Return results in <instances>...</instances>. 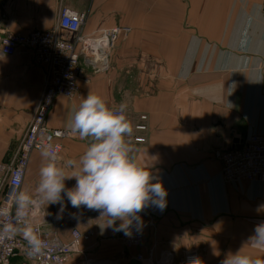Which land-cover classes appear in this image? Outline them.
Returning a JSON list of instances; mask_svg holds the SVG:
<instances>
[{
    "label": "crops",
    "instance_id": "1",
    "mask_svg": "<svg viewBox=\"0 0 264 264\" xmlns=\"http://www.w3.org/2000/svg\"><path fill=\"white\" fill-rule=\"evenodd\" d=\"M62 6L86 13L81 33L96 39L104 30L122 28L107 67H87L75 98L56 97L47 116L51 127L70 129V121L88 93L112 105L127 104L137 119L149 116L147 142H130L131 155L148 165L166 190V206L149 205L139 215L145 229L140 247L125 249L115 225L84 206L73 208L64 192V209L38 191L43 152L30 157L23 192L38 196L45 213L44 229L68 240L74 228L94 229L67 264L91 258L110 261L126 250L124 264L142 252L154 259L172 251L180 259L197 250L200 264H222L240 251L264 261V240L256 232L264 224V182H227L213 151L240 146L264 131V0H0V32L59 28ZM44 69L21 47L0 59V164L15 153L37 108ZM71 130V129H70ZM235 138L240 140L234 143ZM63 141L60 164L74 170L90 138L77 134ZM75 178L66 179V189ZM22 260L15 261L21 264Z\"/></svg>",
    "mask_w": 264,
    "mask_h": 264
},
{
    "label": "built area",
    "instance_id": "2",
    "mask_svg": "<svg viewBox=\"0 0 264 264\" xmlns=\"http://www.w3.org/2000/svg\"><path fill=\"white\" fill-rule=\"evenodd\" d=\"M85 20V12L62 6L59 28L72 33L71 39L62 37L55 28L5 35L0 32V59L15 55L23 47L44 69L43 90L27 130L11 159L0 164V264H15L19 259L21 264H67L80 251L82 241L94 236L93 228H74L68 240L50 236L44 229L46 216L39 197L23 192L31 155L44 153L50 147L60 156L64 148L62 140L73 135L70 129L51 127L47 123L56 97L78 96L86 68L98 71L107 67L110 53L121 34L122 28L113 27L104 30L100 37L89 39L80 31ZM126 114L132 124V133L127 139L138 144L147 142L148 114L141 113L136 120L128 110ZM213 156L220 161L221 175L227 182H264V131H254L240 146L217 148ZM149 205L139 215H147ZM92 211L101 215L99 210ZM121 238L126 247L142 246L145 239L143 225H138L134 219L131 235L123 232ZM134 257L142 264H189L190 260H200L197 250L187 251L179 260L172 251L161 252L156 260L154 249L148 256L138 252Z\"/></svg>",
    "mask_w": 264,
    "mask_h": 264
},
{
    "label": "clouds",
    "instance_id": "3",
    "mask_svg": "<svg viewBox=\"0 0 264 264\" xmlns=\"http://www.w3.org/2000/svg\"><path fill=\"white\" fill-rule=\"evenodd\" d=\"M127 104H109L99 94L88 93L75 110L70 129L81 139L90 138L87 149L77 161L70 162L73 171L66 174L60 164L57 150L48 148L44 152L45 164L40 170L38 191L49 203H59L64 209L62 192L73 208L84 206L99 210L106 218V225L131 235L135 219L143 224L139 213L149 203L160 210L166 206L167 195L163 185L150 172L148 165L141 164L131 155L132 148L127 139L132 133L131 121L127 118ZM75 178L76 184L66 189L65 180ZM257 235L264 240V224L258 225ZM199 259L190 260L196 264ZM222 264H264L253 260L240 251L229 252Z\"/></svg>",
    "mask_w": 264,
    "mask_h": 264
},
{
    "label": "rangeland",
    "instance_id": "4",
    "mask_svg": "<svg viewBox=\"0 0 264 264\" xmlns=\"http://www.w3.org/2000/svg\"><path fill=\"white\" fill-rule=\"evenodd\" d=\"M117 44V43H116ZM116 46V45H115ZM115 48V47H114ZM113 48V49H114ZM112 49V50H113ZM42 90H43V88H42ZM42 93V92H41ZM144 228V227H143ZM144 231H145V229H144ZM123 234V233H122ZM121 237H122V235H121ZM122 239V238H121ZM144 241H145V239H144ZM123 242V241H122ZM144 243V242H143ZM143 245V244H142ZM127 248H130V247H126L125 246V249H127ZM190 251V250H189ZM185 255V254H184ZM127 256V253H126V250H124L123 252L122 251H120L118 254H116V255H114V258H116V259H112V260H110V261H103V260H99V259H95V258H91L92 260H90L91 262H88V260H82V259H79V260H76V264H101V263H104V264H116V262L118 263V264H124V259H125V257ZM133 258V257H132ZM176 258V257H175ZM183 258V257H182ZM131 259V258H130ZM181 259V258H180ZM176 260H179V259H177L176 258ZM129 262H130V260H129Z\"/></svg>",
    "mask_w": 264,
    "mask_h": 264
},
{
    "label": "water",
    "instance_id": "5",
    "mask_svg": "<svg viewBox=\"0 0 264 264\" xmlns=\"http://www.w3.org/2000/svg\"><path fill=\"white\" fill-rule=\"evenodd\" d=\"M239 141L240 140H238V138H235L234 143H238ZM129 264H142V262L139 259H137L136 257H133L130 259Z\"/></svg>",
    "mask_w": 264,
    "mask_h": 264
},
{
    "label": "bare ground",
    "instance_id": "6",
    "mask_svg": "<svg viewBox=\"0 0 264 264\" xmlns=\"http://www.w3.org/2000/svg\"><path fill=\"white\" fill-rule=\"evenodd\" d=\"M101 264H104V263H101ZM148 264V263H147Z\"/></svg>",
    "mask_w": 264,
    "mask_h": 264
}]
</instances>
